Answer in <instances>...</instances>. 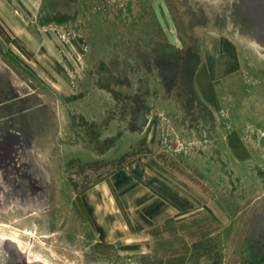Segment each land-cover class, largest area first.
<instances>
[{
	"label": "rangeland",
	"instance_id": "374dc122",
	"mask_svg": "<svg viewBox=\"0 0 264 264\" xmlns=\"http://www.w3.org/2000/svg\"><path fill=\"white\" fill-rule=\"evenodd\" d=\"M246 2L50 0L41 58L0 17V264H264V27ZM152 140L199 206L145 229L122 210L127 235L102 240L84 196L121 206Z\"/></svg>",
	"mask_w": 264,
	"mask_h": 264
},
{
	"label": "crops",
	"instance_id": "0c3cea01",
	"mask_svg": "<svg viewBox=\"0 0 264 264\" xmlns=\"http://www.w3.org/2000/svg\"><path fill=\"white\" fill-rule=\"evenodd\" d=\"M49 1L0 0V17L4 24L21 37L20 41L32 44L30 45L32 50L34 42L42 44L40 46L42 50L37 53V57L40 58L44 57L42 52L53 42L49 35L38 29L50 26L42 23L40 13L46 9V3ZM150 142L152 147L122 170L124 173L131 171L134 177L131 180L132 184L127 186L128 189L133 188V194L127 196L121 206L116 205L113 199H108L109 195L107 196L104 185L90 190L84 196V203L100 231L99 237L102 240L114 243L127 235L124 230L126 223L119 216L122 210L130 211L134 225L145 229L162 225L168 218L178 217L181 213L199 206L197 191L158 161L155 157L158 154L156 152L158 147H155L153 140ZM114 184L118 190L120 186L125 187L124 180L122 182L116 180ZM143 231L140 230L138 234Z\"/></svg>",
	"mask_w": 264,
	"mask_h": 264
},
{
	"label": "water",
	"instance_id": "95a60500",
	"mask_svg": "<svg viewBox=\"0 0 264 264\" xmlns=\"http://www.w3.org/2000/svg\"><path fill=\"white\" fill-rule=\"evenodd\" d=\"M246 8L250 12L256 13V15L259 19L258 21L262 22V26L264 27V0H247ZM7 143H9V141ZM13 143H14V141L12 142V144ZM12 144L9 143L8 145L12 146ZM8 145L7 144L3 145L0 143V146L4 147L2 152L0 150V160L3 162L10 158V155L13 151L12 148L7 147ZM28 166L30 167V163H28Z\"/></svg>",
	"mask_w": 264,
	"mask_h": 264
},
{
	"label": "flooded vegetation",
	"instance_id": "af4514ba",
	"mask_svg": "<svg viewBox=\"0 0 264 264\" xmlns=\"http://www.w3.org/2000/svg\"><path fill=\"white\" fill-rule=\"evenodd\" d=\"M257 222L255 229L257 230V234L253 235V240L258 242L257 243V247H254L255 250L258 252V254L263 258L264 257V215L263 216H259L256 217ZM0 245L6 247L7 246V242L6 241H2L0 242ZM11 249V248H9ZM16 256V255H15ZM13 257V256H12ZM263 261V260H262ZM262 261H260L258 264H262ZM245 264H253L252 261V255H250V259H248Z\"/></svg>",
	"mask_w": 264,
	"mask_h": 264
}]
</instances>
